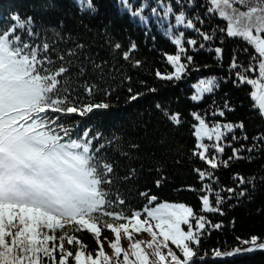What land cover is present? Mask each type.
<instances>
[{
    "label": "trees",
    "instance_id": "1",
    "mask_svg": "<svg viewBox=\"0 0 264 264\" xmlns=\"http://www.w3.org/2000/svg\"><path fill=\"white\" fill-rule=\"evenodd\" d=\"M127 4L130 9L121 0H92L96 9L93 12L87 3L81 10L78 0H0V31L14 23L11 19L14 15L32 17L33 31L38 35L17 34L32 45L49 43L52 46L49 54L56 61L53 68L61 63L70 68L60 79L68 80L67 90L71 93L68 99L72 104L109 105L85 116L51 111L48 115L49 119L58 117V122L70 129L72 139L82 138L85 131L89 136L101 134L92 143L94 147L104 145L98 154L113 164L110 187L125 201L116 210L130 215L134 211L142 212L149 203L151 206L183 203L209 222L200 235V243L195 245L198 254L195 264H264V250L233 257L214 254L250 247L241 242L252 236L264 240V140L258 139L264 136V118L252 106L250 92L255 90L254 86L239 79V75L259 79L258 61L252 58L256 55L253 47L240 37L227 35V21L218 12L209 11L214 7L210 0H127ZM139 9L143 11L134 17L132 12ZM180 14L185 17L183 24H177L176 17ZM140 16L144 17L143 21ZM188 21L194 27H187ZM204 36L212 38L206 40ZM177 38L181 44L175 43ZM193 40L195 44L189 43ZM133 43L135 50L130 52L129 59H124V52L130 51ZM116 44L121 48L117 49ZM216 49L221 51L217 53ZM70 50L76 55L69 56ZM57 54L64 57L63 62L57 59ZM176 54H180L185 69L179 79L175 76L171 80L163 79L175 72V65L167 57ZM189 56L191 61L187 60ZM136 61L141 63L137 65ZM80 68L84 69L83 75L79 74ZM209 80L215 82L213 91L193 99L204 86L202 82ZM86 87L92 88L91 94L85 91ZM133 95L137 99L132 100ZM194 113L209 127L242 122L243 128L234 127L232 131L222 128L221 141L205 137L202 142L209 146L206 153L209 158L215 156L217 161H226L239 150L237 154L245 159H232L226 167L211 169L194 155L201 143L194 135L199 125ZM171 114H179V125L168 119ZM214 143L224 151L213 150ZM134 144L139 147L131 148ZM130 169H135V175L125 179ZM195 169L205 172L203 180ZM209 171L211 177L207 175ZM242 191L244 196H240ZM141 193L154 195L157 201L150 202ZM202 195H208L213 206L218 195L222 200L221 212H206ZM140 219H145V215ZM106 220L114 226L126 222ZM192 224L195 229V218ZM216 224L221 227L215 228ZM182 227L188 230L187 226ZM101 228L99 243L112 257L111 264H123V255L117 259L110 248L114 234L102 224ZM121 233L126 236L123 230ZM74 234L85 245L83 251L93 253L95 258L99 245L94 235L87 231ZM145 234L144 237L133 235V241L127 243L120 241L130 260H135L130 243L150 240V234ZM56 235H60L59 231ZM142 247L149 254L150 264H154L157 261L154 249ZM169 247L183 259L171 242ZM65 248L76 250L78 246L65 243ZM56 256L58 260L59 253ZM42 264L47 262L42 259ZM69 264H74L72 258Z\"/></svg>",
    "mask_w": 264,
    "mask_h": 264
},
{
    "label": "snow or ice",
    "instance_id": "2",
    "mask_svg": "<svg viewBox=\"0 0 264 264\" xmlns=\"http://www.w3.org/2000/svg\"><path fill=\"white\" fill-rule=\"evenodd\" d=\"M210 2L214 7L209 11L218 12L227 21V35L242 38L254 49L256 55L252 58L258 61L259 79L238 75L240 81L254 86L255 90L250 92L252 106L264 118V0ZM78 3L81 10H84L85 3L89 10H96L92 0H78ZM121 3L130 9L127 0H121ZM142 11L143 9L133 11L132 15L139 16ZM11 19L14 23L0 31V264H42V259L47 264H69L70 258L74 260V264H111L112 257L103 250L102 243H99L101 224L114 234L110 248L114 250L117 259L123 255V264H150L149 254L142 246L154 249L153 255L157 257L154 264H169V258L171 264H195L198 255L195 245L200 243V235L209 223L206 217L196 215L191 207L183 203H158L155 206L149 203L142 212L134 211L130 215L116 210V206L123 205L125 201L110 187L113 164L98 154L104 145L93 146L92 141L97 140L101 134L89 136L85 131L82 138L72 139L70 129L60 124L58 117L49 119L48 115L51 111L63 115L77 113L85 116L94 109H107L109 105L86 103L74 106L68 99L71 94L67 90L68 80L60 79L69 73L70 68L63 63L58 68H53L56 61L49 54V49L52 48L49 43L32 45L17 34L23 32L28 37L38 35L33 31L32 17L21 18L17 14ZM140 19L143 21L144 17L140 16ZM176 20L177 24H183L185 17L180 14ZM186 26L194 27L191 21ZM211 38L204 36L206 40ZM175 43L181 44V40L177 38ZM189 43L195 44L196 41ZM115 47L119 49L121 45L116 44ZM135 48L136 45L131 44L130 51L123 54L124 59H129L130 52ZM183 51L181 48V52ZM216 51L219 53L221 50ZM68 55L75 56L76 53L70 50ZM57 59L64 61V57L59 54ZM167 59L175 65V72L162 78L171 80L175 76L179 79L186 67L180 62V54L170 55ZM191 59L190 56L187 57L188 61ZM68 63L71 64V61ZM140 63L136 61L137 65ZM232 67H237L235 62ZM83 72L84 69L80 68L79 74L83 75ZM202 83L204 86L193 99L198 100L203 93L213 91V80ZM85 91L91 94L92 88L86 87ZM131 99L135 100L137 96L133 95ZM223 114L221 111L220 115ZM193 115L199 122L194 135L201 141L194 155L204 160L211 169L226 167L232 159H245L237 154L239 150H235L233 156L226 161H217L215 156L209 158L206 155L209 146L202 142L205 137L219 142L224 136L222 128L227 131H232L234 127L243 128L242 122L209 127L198 114ZM168 119L175 125L181 123L179 114L168 115ZM258 139L264 140V136ZM130 147L137 149L139 145ZM211 147L217 153L224 151L218 143ZM195 171L201 180L205 178V172L200 169ZM134 175L135 169H130V175L125 179ZM207 175L211 177L212 173L209 171ZM239 179L241 183L245 182L243 177ZM156 183L159 185L160 181ZM141 195L150 202L157 201L154 195ZM244 195L245 192L242 191L240 196ZM113 196L115 199L110 198ZM200 199L206 212H221L219 205L222 200L218 195L215 206L210 204L208 195H202ZM142 215H145L143 220L140 219ZM106 218L126 222L114 226ZM182 225L187 226L188 230L185 231ZM130 226L136 233L145 232L151 236L148 241L135 240L130 243L134 261L129 259V252L120 243L121 230L129 241H133ZM214 227L219 228L221 225L216 224ZM57 231L59 236L56 235ZM80 231H87L97 239L99 247L95 258L93 253L86 254L83 251L85 245L74 234ZM169 242L182 254L183 259L169 247ZM65 243L69 246L77 245L78 248L66 249ZM241 243L251 246L237 247L234 251L223 253L216 251L214 254L217 257L233 256L241 252L264 250V240L257 236Z\"/></svg>",
    "mask_w": 264,
    "mask_h": 264
},
{
    "label": "rangeland",
    "instance_id": "3",
    "mask_svg": "<svg viewBox=\"0 0 264 264\" xmlns=\"http://www.w3.org/2000/svg\"><path fill=\"white\" fill-rule=\"evenodd\" d=\"M130 230L132 231V233H133V235L135 236V237H144V234L143 233H136L135 231H134V229H131V226H130ZM121 235V242L122 243H127V241H128V239L126 238V236L123 234V233H121L120 234ZM146 235V234H145ZM108 251H109V249H108Z\"/></svg>",
    "mask_w": 264,
    "mask_h": 264
}]
</instances>
